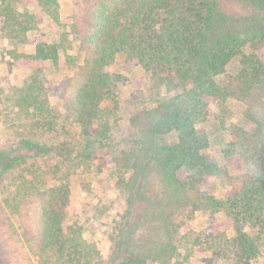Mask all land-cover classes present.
<instances>
[{
	"label": "trees",
	"instance_id": "1",
	"mask_svg": "<svg viewBox=\"0 0 264 264\" xmlns=\"http://www.w3.org/2000/svg\"><path fill=\"white\" fill-rule=\"evenodd\" d=\"M71 1L75 14L63 23L58 0H0V35L8 44H25L28 34L38 31L31 3L58 29L56 42L38 41L31 54L7 51L33 71L11 95L25 132L50 126L54 119L39 82L40 64L57 67L64 53L65 65L75 69L59 95L78 127L79 141L59 148L56 162L47 167L38 160L51 156L53 148L27 136L21 139L20 154L0 153L1 174L19 168L18 183L4 204L11 213L25 212L28 253L37 264H105L82 239L81 226L66 224L73 178L115 165L122 174L118 182L125 183L133 199L134 177L156 165L162 179L152 219L158 242L152 246L147 232L136 233L133 227L125 234L128 255L119 264H170L182 241L192 250L210 252V264H254L259 239L246 228L264 235V0H235L248 13L241 18L225 12L220 0ZM119 54L147 74L148 89L159 97L140 114L134 140L120 151L110 135V120L125 78L106 70ZM234 58L238 70L218 82ZM227 100L244 106L250 129L231 131L232 139L221 151L226 166H220L205 153L208 136L197 125L206 121L210 101ZM171 133L176 140L169 144L164 138ZM229 166L235 175L229 174ZM207 181L228 185V195L218 199L203 192ZM199 211L224 213L233 234L212 226L185 230ZM124 225L118 224V242Z\"/></svg>",
	"mask_w": 264,
	"mask_h": 264
},
{
	"label": "rangeland",
	"instance_id": "2",
	"mask_svg": "<svg viewBox=\"0 0 264 264\" xmlns=\"http://www.w3.org/2000/svg\"><path fill=\"white\" fill-rule=\"evenodd\" d=\"M225 12L241 18L247 11L237 5L235 0H220ZM60 18L63 23H69L70 17L75 14L71 0H58ZM29 9L37 17L39 27L37 32L28 34L27 42L21 45H10L0 35V153H9L12 156L20 154V142L24 136L46 143L53 148L51 156L39 159V165L47 167L57 160L59 148L73 146L79 141L78 127L74 123L64 100L59 95L60 86L73 76L74 67L65 65V54H60L59 66L53 67L49 63H41L42 73L38 77L44 89L54 119L50 126L24 131L16 110L11 106V95L14 88L21 87L32 76V69L28 65L14 61L7 51L15 49L17 53L31 54L38 41L54 43L58 40V29L42 10L35 4ZM71 55L70 50L66 51ZM239 63L234 58L217 81L224 83L227 78L236 73ZM111 73L124 76L117 88V108H115L111 123V137L117 150L120 151L126 144L134 140L137 121L143 111L152 109L158 100V95L148 89L149 77L137 65L128 64L123 54L116 56L113 64L106 69ZM209 115L204 123L197 125L199 132L208 136L209 147L206 150L208 157L217 161L220 166H226L221 151L224 145L231 141V131L235 127L250 129L244 120V106L235 100L222 103L210 101ZM40 129V130H39ZM175 134L171 133L164 138L165 142H175ZM32 160H29V162ZM230 175H235L232 167H227ZM15 171L3 172L0 169V264H37L36 259L28 253L23 238L22 225L25 212L11 213L5 206L4 200L13 193L17 185ZM115 165H107L102 172L93 171L73 178L72 192L66 209V224L81 226V237L94 246L100 259L105 264H119L128 255L127 237L133 227L136 233L147 232L152 246H156L157 227L153 219V204L162 191V179L156 165L150 166L143 174L133 179L132 187L136 189L133 199L128 198L125 183L119 178ZM15 179V180H14ZM131 184V183H130ZM201 190L218 199H224L230 187L223 182L207 181ZM123 222L124 234L122 242H118V224ZM125 222V223H124ZM210 226L228 236L233 234L230 222L224 213L196 212L191 221L187 222L185 230L195 232L206 231ZM183 231V230H182ZM252 238L258 237L260 254L254 264H264V235L257 230L246 228ZM180 236H182L180 232ZM126 243H125V242ZM178 256L170 264H210V252L192 250L186 241L177 242ZM147 264H158L148 260ZM211 264H220L217 262Z\"/></svg>",
	"mask_w": 264,
	"mask_h": 264
}]
</instances>
